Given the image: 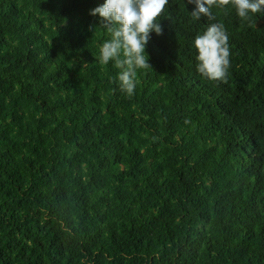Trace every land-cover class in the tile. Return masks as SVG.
Instances as JSON below:
<instances>
[{
    "label": "trees",
    "instance_id": "16d2710c",
    "mask_svg": "<svg viewBox=\"0 0 264 264\" xmlns=\"http://www.w3.org/2000/svg\"><path fill=\"white\" fill-rule=\"evenodd\" d=\"M104 0H0V264H264V10L169 0L132 95ZM222 23L227 82L194 39Z\"/></svg>",
    "mask_w": 264,
    "mask_h": 264
},
{
    "label": "clouds",
    "instance_id": "9594fccd",
    "mask_svg": "<svg viewBox=\"0 0 264 264\" xmlns=\"http://www.w3.org/2000/svg\"><path fill=\"white\" fill-rule=\"evenodd\" d=\"M168 3L169 0H104L90 11V15L100 18L99 26L110 36L100 47L98 60L101 64L114 61L120 69L116 78L120 90L127 95L134 93L137 70L151 69L145 46L150 33L162 34L157 17ZM187 3L195 5L189 12L193 21L202 17L215 21L212 9L231 5L242 21L255 26L253 15L264 10V0H187ZM193 46L198 53L197 72L207 80L226 83L231 53L224 25L210 23L203 34L195 37Z\"/></svg>",
    "mask_w": 264,
    "mask_h": 264
}]
</instances>
